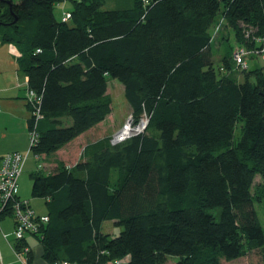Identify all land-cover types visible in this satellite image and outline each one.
Segmentation results:
<instances>
[{
	"label": "trees",
	"instance_id": "obj_1",
	"mask_svg": "<svg viewBox=\"0 0 264 264\" xmlns=\"http://www.w3.org/2000/svg\"><path fill=\"white\" fill-rule=\"evenodd\" d=\"M105 1L0 0V42L17 49L26 91L41 97L32 153L45 165L111 114L110 79L134 124L147 119L132 138H101L74 164L31 174L48 219L42 260L232 264L256 250L264 264L251 192L264 178V65L239 80L230 54L216 71L211 35L222 13L237 47L264 50V0H122L102 10ZM64 3L67 22L54 14ZM241 25L254 29L250 39ZM105 222L122 230L104 233Z\"/></svg>",
	"mask_w": 264,
	"mask_h": 264
},
{
	"label": "rangeland",
	"instance_id": "obj_2",
	"mask_svg": "<svg viewBox=\"0 0 264 264\" xmlns=\"http://www.w3.org/2000/svg\"><path fill=\"white\" fill-rule=\"evenodd\" d=\"M121 4H122V0H106L102 7V10L114 9ZM54 14L58 19H61V11L58 9V7H55ZM249 32L250 35H252L254 33V30L250 28ZM211 35L213 37V44H212L213 46L212 51L214 55L213 66L215 70L218 71V66L221 65L222 57L233 54V51L235 50V48H237L236 46L237 44L236 41L234 40L233 32L228 27L227 28L225 27V21L222 13L219 14L217 18V22L211 30ZM259 54L261 55V53ZM255 57H257L256 54L247 60L248 69L246 70L236 69L237 71H235V73L238 75L239 80H242L245 76V73L253 69L255 66L260 67L264 65V60L262 57H261L262 59L260 57L259 58H255ZM231 65H233L232 62ZM112 84L115 85L113 86ZM108 94L112 100V112L107 119V123L111 127L115 126L114 127L115 130L113 132L115 134L116 132H119L130 120H132L131 111L125 100L123 88L117 81H113L111 79L108 81ZM241 126L242 123L238 122L235 127V131H234L235 140L240 136ZM5 136H7V134H4V137ZM2 139L0 138V152L4 150L1 147L3 141L5 143L4 147L7 148V147L16 146V149L19 153L24 154L29 150L28 130L25 139L18 140L15 138L13 142H10L11 140H9V138L4 140ZM20 147L23 148L20 150ZM46 163L47 161L45 160L44 157L35 158V156L32 153H30L29 156L27 157L26 162L24 163L23 172L18 180V185H19L18 197L21 200L28 201L31 209L35 212V214L41 217L46 215V206L44 200L35 198L32 195L33 183H32L31 174L37 170H40L41 168L45 172L52 171L53 167L49 166L48 164L45 165ZM251 192L254 198V204H253L254 210L264 232V178L263 177L261 176L255 177ZM9 220L10 219L2 221L1 230L3 233L9 235V241L11 242L13 238L11 235L12 228L10 227L11 220L10 221ZM4 221L6 222L4 223ZM121 230L122 229L115 227L112 222H105L102 225V231L104 233L110 232L108 234H111L113 236H117ZM28 241L32 249L34 250L35 255H38L40 250L39 242L32 237H29ZM0 259L2 261V264H17L16 259L12 254L9 246L3 239L1 232H0ZM168 259L169 261L167 262V264H176L178 261V258L176 257H168ZM40 260H41L40 262H44L42 259ZM231 263L232 264H262V260L258 254V251L255 250L252 251L249 255H247L243 259H240L238 261H233Z\"/></svg>",
	"mask_w": 264,
	"mask_h": 264
},
{
	"label": "built area",
	"instance_id": "obj_3",
	"mask_svg": "<svg viewBox=\"0 0 264 264\" xmlns=\"http://www.w3.org/2000/svg\"><path fill=\"white\" fill-rule=\"evenodd\" d=\"M69 18L70 14L64 12L62 21L67 22ZM241 29L243 30L245 38L250 39V28L248 30L241 25ZM256 41L258 42L259 39H256ZM255 54L264 59V50L255 51L237 47L233 51L232 62L238 69L246 70L248 69L247 60ZM25 98L30 108L31 118V127L28 130L29 150L24 154L19 152L8 153L0 158V232L14 255L17 264H30L33 249L28 239L32 237L36 241L40 240L39 238L42 235L41 230L48 222L46 216L41 217L35 214L28 201L21 200L18 197V180L23 172L27 157L32 153V149L38 142L37 127L39 121L42 119L40 110L41 97L31 90H27ZM146 126V118L141 119L137 124H134L133 120H130L119 132H116L111 137V144L116 145L142 133ZM35 158L40 157L35 156ZM7 219H10L12 224L11 235L13 239L11 242L9 241V235L3 233L1 230L2 221ZM122 261H114L108 264H120Z\"/></svg>",
	"mask_w": 264,
	"mask_h": 264
},
{
	"label": "crops",
	"instance_id": "obj_4",
	"mask_svg": "<svg viewBox=\"0 0 264 264\" xmlns=\"http://www.w3.org/2000/svg\"><path fill=\"white\" fill-rule=\"evenodd\" d=\"M58 9L61 11L62 19V15L68 9V5L64 3L61 7H58ZM17 57L18 52L13 45L0 42V138H9V140H11L10 142H13L15 138L18 140L25 139L29 128V112L25 98L27 79L18 71ZM112 85L114 86L115 84ZM108 117L103 123L96 126L90 132L79 137L63 150L56 153L48 165L55 168V163L63 160L74 164L79 160L82 150L89 143L104 137H112L114 135L115 126L111 127L108 125ZM4 134H7V136L4 137ZM4 144L3 141L1 147L4 150L0 152V158L5 154L18 152L16 146L6 148ZM22 148L23 147H20V150ZM5 222L6 221H4V223ZM10 227L12 228L11 221ZM40 259H42L41 249L38 255H35L33 250L30 264H46L40 262ZM0 262L2 264L1 260Z\"/></svg>",
	"mask_w": 264,
	"mask_h": 264
}]
</instances>
